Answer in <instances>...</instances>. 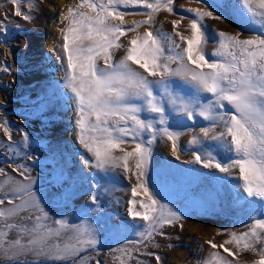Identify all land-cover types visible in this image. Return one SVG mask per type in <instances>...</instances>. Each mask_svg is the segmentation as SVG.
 Masks as SVG:
<instances>
[{"label": "rangeland", "instance_id": "374dc122", "mask_svg": "<svg viewBox=\"0 0 264 264\" xmlns=\"http://www.w3.org/2000/svg\"><path fill=\"white\" fill-rule=\"evenodd\" d=\"M58 1L23 0L17 5L13 0H0V167L8 174H0V196L17 197L12 205L0 206L5 212L16 208L15 213L0 217V246L7 247L13 241L27 244L39 225L44 230L59 231V235L46 237V243L52 254L55 253L51 246L59 243L65 258L53 259L32 251L4 255L0 251V264H209V261L212 264L225 261L259 264L264 259L260 254L264 243L257 240L255 251L245 248L244 241L226 243L233 239V234L240 236L249 232L258 220H264V201L248 197L239 166L228 167L235 153L227 152L222 144L230 143L231 136L226 135L221 141L212 139L224 132L222 123L200 115L199 110L189 118L178 109L181 99L188 101L195 97L206 104L213 99L210 93H198L191 84L166 72L163 83H156L162 79L159 74L152 76L128 61L131 69L153 82V92L165 107L163 124L159 122L158 113L145 108L139 114L156 129V138L148 145L151 156L146 173L141 178L148 195L139 187L137 157L128 158V172L122 166H95V156L81 143L78 105L67 84V53L63 51V36L70 18L62 22L61 16L67 6L76 1L64 0L63 7ZM233 2L235 0H174L173 11L162 9L147 23L151 9L143 5H120L119 11L127 14L122 19L109 17L108 22L132 30L119 36V47L109 49L111 63L118 64L127 56L133 39L138 36L142 39L147 32H152L163 48L159 63L178 68L179 61L171 62L168 57L186 49L187 39L192 38L191 22L196 17L189 9L212 12L213 17H220L206 16L201 22L207 42L202 40L200 47L209 60L218 59L214 53L219 50L220 32L239 39L264 35L260 23L264 17L249 14L242 0L237 6L244 14L222 7L223 3ZM249 2L255 12L264 11L259 7V0ZM93 3L107 4L108 0H93ZM17 7L21 16L15 14ZM89 8L88 3L81 2L78 10L72 11L95 18L98 9L90 15ZM24 14L31 20H25ZM174 22H178L175 27ZM176 33L185 39L181 40ZM53 41L63 67V80L47 48V43ZM91 43L85 39L83 46ZM96 65L105 67L103 55L97 57ZM185 65L194 67L186 60ZM6 66L10 67L9 72L4 70ZM136 103L143 106L142 101ZM216 111L234 113L226 102L224 109ZM165 128L168 134L178 135L169 139L163 131ZM204 129H208L207 137ZM88 135L102 134L93 131L86 134V138ZM142 138L147 141L152 133L145 131ZM134 149L135 143H124L112 154L122 157ZM197 153L201 155L199 162L195 159ZM209 160L211 166L205 167ZM217 161L227 167V171L217 169ZM119 163L122 165L123 161ZM21 164L29 169L30 185L15 170ZM22 186L30 187L31 195L24 192ZM133 187L138 191L135 197L131 193ZM149 195L159 202L156 214L163 211L166 218L154 231L148 221L133 215L134 211H148L141 207V202L151 203ZM132 200L136 201L135 206ZM159 205L165 207L161 210ZM173 212L180 219L173 218ZM61 222L67 227H61ZM76 230L81 234L91 233L98 244L85 245L76 254L64 251L63 245L74 243ZM256 231L264 235V229ZM212 244L224 247L212 248ZM224 248L236 255L229 256Z\"/></svg>", "mask_w": 264, "mask_h": 264}, {"label": "snow or ice", "instance_id": "6c2138e0", "mask_svg": "<svg viewBox=\"0 0 264 264\" xmlns=\"http://www.w3.org/2000/svg\"><path fill=\"white\" fill-rule=\"evenodd\" d=\"M21 2L23 0H13V3L17 5ZM82 2L89 3L93 9H98L97 16L90 18L83 13L70 11L69 17H66V19L70 18V23L63 36V51L67 53V84L78 105L80 118L77 124L80 129L81 143L95 156V166L98 168L122 166L125 172H128V158L137 157L136 176L140 181L139 187L144 189L145 195H148V189L141 178L146 173L151 156V149L148 145L155 140L156 129L152 123L141 119L139 114L146 108L149 112L158 113L161 117L159 122L163 124L165 107L153 92V82L128 66L127 62L132 61L152 76L159 74L162 79L156 83H163L166 72L169 76L180 77L186 83L191 84L198 93L211 94L213 99L206 104L195 97L188 101L181 99L178 109L186 112L189 118L199 110L200 115L223 124L224 132L213 136L212 139L221 141L226 135L231 136L230 143L222 144L227 152L234 151L235 153L228 167L239 166L248 197L264 201V35L239 39L237 36L220 32L218 33L219 50L214 53L218 59L209 60L203 48L200 47L202 40L207 42L204 25L201 22L206 16L213 17V13L189 9L188 11L194 12L196 17L191 22L192 38L187 39L186 49L175 56L168 57L171 62L179 61L178 68L172 69L167 64L159 63L163 48L160 46V39L152 32H147L142 39L139 36L133 39L127 56L118 64H113L109 49L113 46L119 47L120 45L117 44L119 36L132 30L108 22L109 17L115 16L122 19L127 14L120 12L119 6L143 5L151 9L147 23L152 21L154 13L162 9L173 11L174 0H108L107 4H97L91 0H82ZM238 2L239 0L233 3H223L222 7L241 11L237 6ZM242 3L252 16L264 17V11L255 12L249 0H242ZM259 7L264 9V0H259ZM15 14L22 15L19 7ZM241 14L244 13L241 11ZM23 18L31 20L27 14H24ZM213 18L220 19L219 16ZM177 23L174 22V27ZM260 23L264 28V20ZM176 35H180L181 40L185 39L180 33ZM85 39L92 41L90 46H83ZM166 39H171V37H166ZM176 47L178 48L179 45ZM101 55L105 61L104 68H98L96 65V59ZM185 60L194 67H187ZM4 70L9 72L10 67L6 66ZM137 101H142L143 106L136 103ZM225 102L234 109L233 114L216 111L224 109ZM173 105L176 106L175 100H173ZM110 122L112 126H109ZM93 131L102 135L96 137L88 135L86 138V134ZM145 131L152 133V138L147 141L142 138V133ZM163 131L168 134L166 128ZM174 135L178 134H168V138L172 139ZM204 135L208 136V129H204ZM24 138L28 139L27 133ZM9 139H11L10 136ZM129 142L135 143L134 151L127 152L122 157L112 154L113 150L119 148L121 144ZM94 144L95 147H93ZM195 159L198 162L201 161V155L197 153ZM121 160L122 165L119 163ZM85 163L89 162L85 161ZM204 166L210 167L211 160ZM215 167L221 172L227 171V167L219 161L215 163ZM15 170L29 182V185L32 183L30 176L27 175L29 169L26 165H17ZM0 174L8 175L2 167H0ZM20 190L17 189V191ZM22 190L31 195L30 187L22 186ZM131 193L133 197L137 196V188H131ZM16 198L15 195L0 196V206L6 203L12 205ZM149 200L151 203L141 202V207L148 211L145 213L134 211L133 215L141 216L143 220L148 221L154 231L158 225H163L166 218L163 211H160L159 215L156 214L159 202L150 195ZM131 203L135 206L136 201L132 200ZM164 207V205H159L161 210ZM15 211V207L10 208L8 212L0 210V217H5ZM149 211L152 214H148ZM172 217L180 219L175 212L172 213ZM39 219L37 217V221ZM167 222L171 223V219ZM61 227H67V225L61 222ZM256 229H264V220H258L253 230L249 232L240 236L233 234V239L226 243L231 244L235 241L239 244L240 241H244L245 248L255 251L257 240L264 243V235H258ZM33 232V238L27 244L22 245L19 241H13L7 247L0 246V251L4 255L10 252L23 254L25 251H32L37 255H50L53 259L65 258L59 243L51 246L55 254H52L46 243V237L59 235L58 230L54 233L51 228L44 230L37 225ZM76 233L73 237L74 243L63 245L64 251L76 254L85 245L98 244L91 233L81 234L79 230H76ZM211 247L223 248L224 246L212 244ZM224 251L229 256L236 255L228 248H224ZM260 254L264 257V248L260 250ZM156 259L159 260L160 257L157 256ZM209 264L212 262L209 261ZM224 264H230V262L225 261ZM259 264H264V259H261Z\"/></svg>", "mask_w": 264, "mask_h": 264}, {"label": "bare ground", "instance_id": "6f19581e", "mask_svg": "<svg viewBox=\"0 0 264 264\" xmlns=\"http://www.w3.org/2000/svg\"><path fill=\"white\" fill-rule=\"evenodd\" d=\"M76 2H72L70 5H68L67 6V8H66V10H65V12L64 13H62V16H61V21L63 22V20L67 17V14L69 15V11L71 10H73V9H76V10H78L77 8L81 5V2H82V0H80V2L78 1V0H75ZM91 2H93V0H91ZM58 3L60 4V6H64V0H59L58 1ZM82 3H84V2H82ZM89 4V3H88ZM83 5V4H82ZM90 5V4H89ZM95 11H97L96 9H93L91 6H90V8H89V14L90 15H92V14H94L95 13ZM52 41V40H51ZM54 41L53 42H48L47 43V48H48V51L52 54V56H54V63H55V65H56V67L58 68V70H59V74H60V76H59V78H63L64 79V73H63V67L61 66V61H60V59H59V56H58V54L56 53V51L54 50ZM54 54V55H53ZM50 61H52V60H50ZM51 63V62H50ZM62 79V80H63ZM65 81V80H64ZM74 206V205H73Z\"/></svg>", "mask_w": 264, "mask_h": 264}]
</instances>
